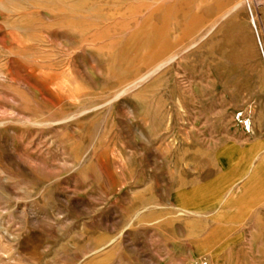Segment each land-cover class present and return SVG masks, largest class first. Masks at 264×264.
I'll list each match as a JSON object with an SVG mask.
<instances>
[{"label":"rangeland","instance_id":"374dc122","mask_svg":"<svg viewBox=\"0 0 264 264\" xmlns=\"http://www.w3.org/2000/svg\"><path fill=\"white\" fill-rule=\"evenodd\" d=\"M264 264V0H0V264Z\"/></svg>","mask_w":264,"mask_h":264},{"label":"built area","instance_id":"2783aa9c","mask_svg":"<svg viewBox=\"0 0 264 264\" xmlns=\"http://www.w3.org/2000/svg\"><path fill=\"white\" fill-rule=\"evenodd\" d=\"M201 264H207V261H202Z\"/></svg>","mask_w":264,"mask_h":264}]
</instances>
